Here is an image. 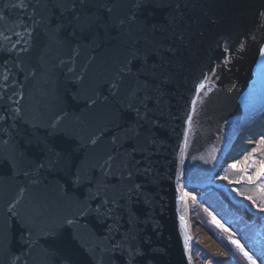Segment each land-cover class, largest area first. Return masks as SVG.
<instances>
[{
    "label": "water",
    "instance_id": "obj_1",
    "mask_svg": "<svg viewBox=\"0 0 264 264\" xmlns=\"http://www.w3.org/2000/svg\"><path fill=\"white\" fill-rule=\"evenodd\" d=\"M260 2L253 0V6ZM18 3L19 0H0V83L4 82V76L9 77L6 97L12 96L13 100L20 102L29 121L28 125L21 123V137L25 130L43 135L44 129L36 132L32 124L47 122L60 114L64 116L66 130L77 134L82 141H86L92 133L105 129L107 134L94 149L90 145L85 146L86 151H91L95 156L104 155L111 149L108 141L114 132V129L110 131L105 126L117 99L103 86V81L112 77L125 56L126 48L133 41L140 47L144 46L143 37L136 40V37H128L115 28H99L94 43L86 42L78 53H73L68 47L46 48L47 42L40 35L28 53H21L20 49L25 47L23 40L27 37L18 36L17 33L23 32V24L31 25L27 17L32 15L33 8L22 10L13 7ZM27 3L34 5L35 0H27ZM171 3V7L158 10L157 20L161 23L167 20L176 3H179L183 18L177 19L176 33L178 35L184 31L186 35L190 34V39L180 45L178 53L172 56L166 51L169 45L178 43L172 34H152L150 39L163 43L164 49L159 56L148 60V70H141L139 80L135 75L125 77L121 88L123 94L137 84L141 87L146 85L149 91L159 90L153 92L154 97L160 92L163 95L158 104L150 105V120L154 123L147 124V132L141 135V142L144 136H149L154 143L147 147L144 154L150 158L147 162L151 171L138 177V183L143 186L141 195L131 202V209L139 222L129 225V216L124 214L120 219V231L133 226L142 237L149 238L151 247L157 250L154 264H197L193 257L187 196L188 193H198L205 186L214 185V178L221 169L237 158V154L231 153L235 143L264 114V75L260 69L264 58L258 55V43H264V40H260L264 32L259 30L256 17L249 11L246 24L255 32L257 41H249L245 50L236 53L225 66L221 63L222 57L221 60L216 59L220 56V50L216 47L218 37L215 33L227 30L229 17L236 6L228 0H171ZM37 12L42 13L43 8L37 9ZM118 13L119 9L116 10ZM204 13L219 18V25L213 28L205 24ZM18 39L22 42L13 48ZM231 39L235 42V33ZM232 51L236 52L235 47ZM210 58L212 66L217 68L215 75L218 79L209 85L210 91L205 90L207 95L201 94L196 110L192 112V123L188 125L185 121L186 114L191 111L190 88L201 70L207 71ZM60 60H65L74 69L73 74L60 65ZM138 67H134V72ZM77 76L82 80H76ZM165 77L167 81L162 84ZM21 92L22 96L19 95ZM96 95L99 99L95 106H87L84 97L95 98ZM6 97L0 101V107H15ZM11 123V120L7 121V124ZM185 129L188 130L187 143L181 158ZM255 133L257 136L262 131ZM13 136L8 145L0 142V153L7 154L19 142L15 132ZM66 139L60 137L58 143L63 145ZM30 158L36 159V154L33 153ZM136 158L141 159V155L137 153ZM23 170H28L26 165ZM178 170L181 174L179 191L176 181ZM33 179L38 182L32 183ZM57 184L61 187L57 188ZM21 188L25 189L22 196ZM64 189H67L68 196L78 195L56 172L49 174L44 171L26 179L23 171L13 174L5 167L0 173V227L15 231V221L8 215L10 205H14L15 210L24 217L34 216L38 212L50 217L65 214L71 205L63 194ZM178 196H185V200H179ZM180 216L184 217L183 225ZM81 225L86 242L102 234L103 230L94 216L82 219ZM185 236L188 237L187 252ZM82 258L89 259L87 253ZM0 264H3L2 253ZM33 264H46L39 251L33 255Z\"/></svg>",
    "mask_w": 264,
    "mask_h": 264
},
{
    "label": "snow or ice",
    "instance_id": "obj_2",
    "mask_svg": "<svg viewBox=\"0 0 264 264\" xmlns=\"http://www.w3.org/2000/svg\"><path fill=\"white\" fill-rule=\"evenodd\" d=\"M228 2L235 5L236 10L229 17L227 30L215 33L218 37L215 40L216 47L220 50V56L216 59L221 60L222 57L221 63L225 66L231 62L236 53L245 50L249 41H257L255 32L246 24L249 11L256 17L259 30L264 32V0L255 6L253 0H228ZM171 6V0H35L34 5L27 3V0H19L17 5H13L22 10L33 8L32 15L27 17L31 20V25L23 24V32L17 33L18 36L27 37L23 40L25 47L20 49L21 53H28L33 42L40 35L46 40L48 49L68 47L73 53H78L79 48L86 42L94 43L95 33L99 28H115L128 37H136V40L142 36L144 46L140 47L136 41H133L131 46L126 48L125 56L112 77L103 81V86L108 88L109 93L117 99V103L105 126L110 131L114 129L108 141L111 149L102 156H95L91 151H86L85 146L90 145L94 149L107 134L105 129L92 133L86 141H82L77 134L66 130L64 116L60 114L47 122L32 124L36 132L43 128V135L25 130L21 137L20 125L21 123L28 125L29 121L25 118L20 102L13 100L12 96L6 97L9 77L4 76V82L0 83V101L6 97L15 107L11 105L7 109L0 107V142L8 145L14 139V132L16 137H19V142L14 144L7 154L0 153V173L7 167L13 174L23 171V176L27 179L44 171L49 174L56 172L65 178L66 184L70 185L71 190L78 195L68 196L67 189H64L63 194L71 207L68 212L56 217L39 212L34 216L24 217L15 210L14 205H10L8 215L15 221L16 228L13 231L7 227H0V253L3 255V264H33V255L37 251L46 264H154L157 250L151 247L150 239L142 237L133 226L121 232L120 219L127 214L129 225L139 222L131 209V202L134 197L138 198L141 195L143 186L138 183V177L147 175L151 171L147 162L150 158L145 157L144 154L147 147L154 143L149 136H144L141 142V135L147 132V124L154 123L150 120L149 114L152 112L150 105L158 104L163 93L160 92L154 97L153 92H158V89L149 91L146 85L141 87L139 84L128 88L123 94L121 88L125 77L135 75L139 80L141 70H148V60L159 56L164 49L163 43L150 39L152 34L157 32L172 34L178 41L177 44L169 45L166 49L172 56L178 53L180 45L190 39V34L186 35L184 31L178 35L176 33L177 19L183 18L179 3H176L167 20L163 23L157 20L158 10ZM41 7L43 12L38 13L37 9ZM117 9H119L118 15ZM204 23L215 28L220 20L204 13ZM233 33H235V42L231 39ZM200 35H203V31ZM89 37L92 39L89 40ZM260 40H264V36H261ZM21 42L18 39L12 47L15 48ZM234 47L235 53L232 51ZM258 55L264 58V43H258ZM59 63L67 68L69 74H73L74 69L69 67L65 60H60ZM136 65L139 67L134 72ZM260 69L264 75V61H261ZM216 72L217 68L212 66L210 58L207 71L202 69L200 76L193 80L190 88L191 111L186 114L185 121L188 125L192 123V112L196 110L201 94L207 95L205 90L210 91L209 85L214 79H218ZM152 75L156 77L154 71ZM76 80L80 81L82 77L77 76ZM166 81L165 77L162 84ZM19 95L22 96L23 93ZM98 99V95L95 98L84 97L87 106H95ZM9 120L12 121L11 124H7ZM187 135L188 130L185 129V141L180 149L181 158L187 143ZM60 137L67 138L63 145L58 143ZM260 145L259 150L264 152V138L261 139ZM257 150L253 148L252 151ZM33 153L36 154V159L30 158ZM137 153L141 155V159L136 158ZM251 155L249 153L244 157L243 162L248 161ZM25 165L28 170H23ZM256 165H264V160L254 161L253 166ZM242 171H247V168ZM262 173L264 167H257L256 172L246 179L255 182ZM180 176L178 170L176 175L178 191ZM227 178V176L223 177V179ZM37 182L35 179L32 180V183ZM56 187L61 186L57 184ZM82 189L84 191H81ZM259 190L264 193V183L259 186ZM24 191V188L20 189L21 196ZM246 198L264 212V200L257 204L252 196ZM178 199L184 201L185 196H178ZM90 216L95 217L99 228L103 231L100 236L93 234L95 236L93 241L86 242L82 235L81 220ZM212 219L213 223L223 227L215 217ZM180 221L183 225V216H180ZM224 230L228 231V229ZM229 239L247 258L248 264H257L238 239L233 238L232 235ZM42 241L45 245L43 247H41ZM187 241L188 237L185 236V252L188 250ZM84 253H87L89 259L82 258Z\"/></svg>",
    "mask_w": 264,
    "mask_h": 264
},
{
    "label": "trees",
    "instance_id": "obj_3",
    "mask_svg": "<svg viewBox=\"0 0 264 264\" xmlns=\"http://www.w3.org/2000/svg\"><path fill=\"white\" fill-rule=\"evenodd\" d=\"M261 136L264 138V135ZM258 138L254 146L240 156L241 160L237 166L230 168L231 161L227 163L229 164L227 169L232 173L226 174V169L222 170L217 179L219 185L205 186L198 193H190L189 195L193 202H200L206 208L209 216L215 217L225 229H228L234 237H237L245 250L256 261L264 264V212L260 211L258 207L252 204V201L246 198L252 196L257 204L261 202L253 196L252 192H260L259 186L264 183V173L255 182L246 179L247 176H251L256 172L257 167H264V165L253 166L254 161L264 160V152L259 150L262 138ZM253 148L258 150L253 152ZM249 153L252 154L251 158L243 162L244 157L248 156ZM245 168H247V171H242ZM225 176L228 178L223 179ZM241 193H244V195H241ZM247 237L250 238L249 242H245ZM193 254L197 260L202 258L197 248L194 249Z\"/></svg>",
    "mask_w": 264,
    "mask_h": 264
},
{
    "label": "rangeland",
    "instance_id": "obj_4",
    "mask_svg": "<svg viewBox=\"0 0 264 264\" xmlns=\"http://www.w3.org/2000/svg\"><path fill=\"white\" fill-rule=\"evenodd\" d=\"M261 135H264V130L260 133V136H256V133H254V142L251 143L245 150L237 154V158L231 160V165L237 166L241 160L240 156L254 146L255 140H257L258 137L262 138ZM247 136L249 135L244 133V139ZM228 165L229 164H226L221 171L226 169V174H231L232 172L227 169ZM218 175L213 181L215 186L219 185L217 180L219 178ZM252 194L256 199L260 201L264 200V194L257 191H253ZM188 218L190 223L193 225L192 235L194 249L197 248L202 256L201 259L197 260L193 254L197 264H229V262H231V264H248L247 258L236 248L234 244H232L229 239V236L232 234L229 231L226 232L224 230V226L219 227L217 224L213 223V219L208 215L206 208L202 206L200 202H193L192 198L189 204ZM233 238L237 239V237L234 236ZM249 240L250 238L247 237L245 242H249ZM212 243L219 245V248L215 249L212 247ZM257 264H260V261H257Z\"/></svg>",
    "mask_w": 264,
    "mask_h": 264
},
{
    "label": "bare ground",
    "instance_id": "obj_5",
    "mask_svg": "<svg viewBox=\"0 0 264 264\" xmlns=\"http://www.w3.org/2000/svg\"><path fill=\"white\" fill-rule=\"evenodd\" d=\"M264 124V114L262 115V117L260 119L257 120V122H255L251 127L249 132H247V137H245L244 139V134H242L240 136V138L238 139V141L235 143L231 153L233 154H239L241 151L245 150L251 143L254 142V133L261 129L263 127ZM187 202L188 204H190L191 202V198L188 195L187 196ZM191 228H193V225L191 224ZM212 247H214L215 249L219 248V245H217L216 243H212Z\"/></svg>",
    "mask_w": 264,
    "mask_h": 264
}]
</instances>
